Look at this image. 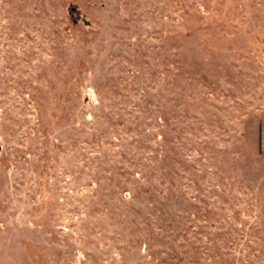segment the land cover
I'll list each match as a JSON object with an SVG mask.
<instances>
[{"label": "rangeland", "instance_id": "rangeland-1", "mask_svg": "<svg viewBox=\"0 0 264 264\" xmlns=\"http://www.w3.org/2000/svg\"><path fill=\"white\" fill-rule=\"evenodd\" d=\"M0 264H264V0H0Z\"/></svg>", "mask_w": 264, "mask_h": 264}]
</instances>
